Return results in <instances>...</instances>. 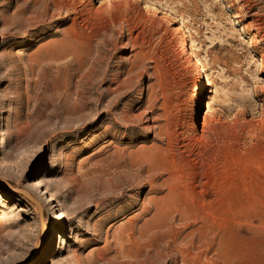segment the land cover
I'll use <instances>...</instances> for the list:
<instances>
[{
	"label": "rangeland",
	"instance_id": "rangeland-1",
	"mask_svg": "<svg viewBox=\"0 0 264 264\" xmlns=\"http://www.w3.org/2000/svg\"><path fill=\"white\" fill-rule=\"evenodd\" d=\"M112 1L130 13L111 16L87 0L76 19L70 12L52 18L45 2L0 0V195L7 190L0 264L147 260L152 236L139 251L131 229L145 232L155 221L154 197L169 188L154 190L145 173L121 167L149 151L164 167L161 183L174 180L173 197L163 202L166 210L181 206L173 229L184 238L206 220L216 228L212 239L226 238L227 263L211 251L205 264H264V93L253 91L264 81V41L241 29L246 12L264 21V0ZM116 15L124 19L112 23ZM38 16L46 25L33 24ZM181 34L208 69L212 85L202 93L181 56ZM85 47L92 55L83 67ZM200 98L204 111L209 103L215 112L202 159L163 134L181 109L196 111ZM18 189L42 205V217ZM51 194L58 206L46 204ZM60 210L66 218L52 235ZM160 249V264H189L173 246Z\"/></svg>",
	"mask_w": 264,
	"mask_h": 264
},
{
	"label": "bare ground",
	"instance_id": "bare-ground-1",
	"mask_svg": "<svg viewBox=\"0 0 264 264\" xmlns=\"http://www.w3.org/2000/svg\"><path fill=\"white\" fill-rule=\"evenodd\" d=\"M86 1L87 0H35L36 3L45 2L43 11L45 15H48V13H45V10L50 12L52 18L57 15H61L62 12H70L75 15L74 19L77 18V16L81 12L80 9L84 7V3ZM98 2L101 4V10L103 12L109 13V15L111 16L115 11L130 13V10L127 6L114 2L112 0H98ZM144 9H146V12L148 14L155 17L158 16L159 9H157L155 4L147 2L144 5ZM123 19V17L116 15L114 16V18H112V23H119ZM152 19L157 22L155 18ZM164 19H166V17H164ZM241 21L242 23H244L243 27L241 28L242 30H245V32L250 36L252 35V37L264 41V21L258 19L253 11L244 13ZM45 22L46 18L38 16L37 23L33 24L46 25ZM84 23L88 28L93 30L94 23L89 18H86ZM175 30L181 33L180 26H176ZM69 43L70 41H67L63 45H67ZM179 45L181 48V56L188 59L191 63L192 71L194 72V78L197 81L196 91L202 93L206 90L207 87L212 85L207 71L208 69L202 62L201 58H199V55L197 53H194L193 47L187 35H180ZM91 51V47L82 48L80 51L81 58H79L77 53L74 52V56L81 60V65L83 67L87 63V58L92 55ZM260 55L262 57V61H264V46L261 49ZM259 71L260 73L264 72V63L260 64ZM258 83L255 82V84H253V91L255 93H264V81L262 84ZM166 100L169 101V98L167 97ZM204 106L205 103L203 99L200 98L198 100V107L196 111H193L188 107L181 109L177 114V121L174 122V119L169 120L166 124L165 129L163 130V134L167 137L171 145L174 146L175 144L181 143L180 148L187 149L188 151H190L191 155L196 156L199 159L205 158L207 155V150L204 148L209 137L207 127L213 122V115L215 116V112L211 104H207L206 111H204ZM202 111L204 112V115L203 121L201 122V116L199 113ZM199 123H201L202 126L201 130H199ZM184 134H186L187 136L186 139L183 138ZM125 163L126 165L122 166L121 168L127 167L126 169L130 171L138 169L140 173H145L144 175L146 176V180L152 189L159 190L164 185L169 188V192L166 194V196L154 197L156 199L154 202L155 212L151 220L155 221L146 224L145 232H141L139 230L137 231L136 227H133L131 229L133 236L132 239L134 241V244L136 246L138 245L139 251L144 245H146L143 244L141 240L143 238H146L147 236H152L150 242L147 244H149L150 251H152L153 254L147 260L142 261L140 264H160L164 259V253L160 249V246H162L163 244L167 247L168 245L173 246L177 253L181 255L183 259L189 264H205V262L210 259L209 253L211 251L216 252L215 258L223 263H227L229 254L226 250V238L222 237L221 239L219 238V240L211 238V235L216 234V228L213 223L203 220L202 224L197 229L190 232L184 238L180 235L181 231H176L171 226V220L176 219V212L181 209V206H173L166 210L165 206L163 205L164 200H168L173 197L174 180L173 177L169 175V177L165 178L161 183L160 177L163 175L165 170L162 166V163L159 161L157 152H144L141 157H132L128 161L125 160ZM117 177L123 178L122 171ZM34 185L36 186V188H39L43 187L44 184L42 181H35ZM117 188L119 187H115L113 191L116 192ZM44 193L48 192L45 191ZM1 194L3 196L0 195V197L4 198V195L7 194V190L2 189ZM31 195L29 196L33 198V195ZM32 200V202L36 206H38L39 211L40 208L41 210H43L42 205L36 199ZM45 202L48 206H58V204H56L57 199L53 194L49 195L48 199ZM143 210L147 211L146 209ZM65 218L66 213L64 212V210H60L57 212L56 226L54 227V229H51L50 232L52 233V235L55 233L54 231L60 230L62 228ZM41 222V224L43 225L44 221L42 219ZM42 230H44L43 226ZM137 256L141 257L143 255L142 253H139Z\"/></svg>",
	"mask_w": 264,
	"mask_h": 264
},
{
	"label": "water",
	"instance_id": "water-1",
	"mask_svg": "<svg viewBox=\"0 0 264 264\" xmlns=\"http://www.w3.org/2000/svg\"><path fill=\"white\" fill-rule=\"evenodd\" d=\"M18 191L20 192V193H22L23 195H25L28 199H31V201H33L32 199H34L35 200V198L33 197H30L29 195H31L28 191H26V190H23V189H18ZM32 196V195H31ZM40 213H41V216H42V213H43V210H41V208H40Z\"/></svg>",
	"mask_w": 264,
	"mask_h": 264
}]
</instances>
